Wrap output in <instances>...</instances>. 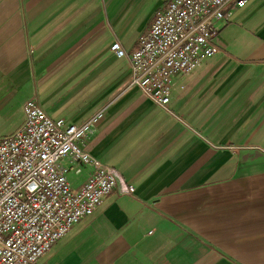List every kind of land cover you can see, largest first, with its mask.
<instances>
[{"label": "crops", "instance_id": "0c3cea01", "mask_svg": "<svg viewBox=\"0 0 264 264\" xmlns=\"http://www.w3.org/2000/svg\"><path fill=\"white\" fill-rule=\"evenodd\" d=\"M168 2L0 0V136L22 125L29 97L66 122L102 111L79 146L134 187L114 189L41 263L264 264V0L225 8L219 50L163 108L109 46L130 54Z\"/></svg>", "mask_w": 264, "mask_h": 264}, {"label": "built area", "instance_id": "2783aa9c", "mask_svg": "<svg viewBox=\"0 0 264 264\" xmlns=\"http://www.w3.org/2000/svg\"><path fill=\"white\" fill-rule=\"evenodd\" d=\"M249 0H169L154 11L148 30L130 54L115 39L110 50L129 62L131 83L155 106L167 108L172 89L219 50L217 23L229 4L242 8ZM22 125L0 136V264H44L42 256L72 226L94 213L122 183L118 169L103 164L78 145L103 112L83 122L52 118L36 102L23 104ZM90 171L74 186L69 174Z\"/></svg>", "mask_w": 264, "mask_h": 264}, {"label": "rangeland", "instance_id": "374dc122", "mask_svg": "<svg viewBox=\"0 0 264 264\" xmlns=\"http://www.w3.org/2000/svg\"><path fill=\"white\" fill-rule=\"evenodd\" d=\"M78 145H79V142H78ZM80 177H81V175L80 176H78V175H75V174H69V180H70V182H72L73 183V181L74 180H79L80 179Z\"/></svg>", "mask_w": 264, "mask_h": 264}]
</instances>
